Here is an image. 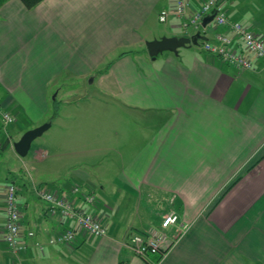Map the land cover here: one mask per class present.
I'll return each mask as SVG.
<instances>
[{"label": "crops", "instance_id": "0c3cea01", "mask_svg": "<svg viewBox=\"0 0 264 264\" xmlns=\"http://www.w3.org/2000/svg\"><path fill=\"white\" fill-rule=\"evenodd\" d=\"M162 1L43 0L28 9L20 0H8L0 7V104L16 116L7 128L0 120L7 133L0 150L10 147L17 155L13 143L42 124L29 111L47 113L45 91L23 81L24 72H51L58 65L75 74L105 72L100 77L108 83L106 76L112 77L109 88L116 98L146 117L139 120V137H132L139 149L130 151V163L110 176L75 168L70 161H60L56 172L39 168L34 163L51 156L47 146L48 151L34 153L36 162L24 156L16 158L19 167L5 168L6 181L0 179V264H154L155 255L143 259L124 241L133 231L159 224L171 210L186 228L159 264H264V60L255 58L253 68L240 70L203 50L202 42L153 59L145 46L149 33L142 36L138 29L165 8L163 3L157 9ZM169 1L172 5L176 0ZM201 1L191 0L192 9ZM224 7L230 19L264 38V5L254 11L231 0ZM173 20L179 26L180 20ZM217 33L229 30L210 26L203 35L214 40ZM74 38L86 40L90 53L76 59L54 55L52 45L55 50L58 41ZM236 42L242 49L241 41ZM138 44L142 49L131 48ZM124 46L126 51L120 52ZM109 59L113 62L105 67ZM47 122L52 127L55 119ZM9 182L17 184L22 203L27 249L19 254L10 252L4 240ZM75 184L95 196L92 203H76L99 215L107 234L49 244V237L71 222L50 215L33 186L67 189Z\"/></svg>", "mask_w": 264, "mask_h": 264}, {"label": "rangeland", "instance_id": "374dc122", "mask_svg": "<svg viewBox=\"0 0 264 264\" xmlns=\"http://www.w3.org/2000/svg\"><path fill=\"white\" fill-rule=\"evenodd\" d=\"M237 1L241 2L245 8L249 7L254 11H257L260 5L261 8L264 5L260 0ZM169 2V0L167 3L166 0L162 1L157 9H160L163 3H165L163 7L169 8ZM223 2L230 4L231 0H223ZM158 13L159 10L151 14L146 27L138 29L142 36L149 33L147 40L172 33L179 35L194 32L192 27L184 30L181 26H176L174 18L168 22L160 21ZM77 39L79 38L69 39L64 43L58 41L55 50L52 45L54 55H58L60 58L63 56L62 53H66L76 59L90 53L91 46L86 43V40ZM142 46V44H138L131 48L140 50ZM126 49L124 46L119 51H126ZM112 62L113 60L109 59L105 67L110 66ZM101 73L105 72L75 74L63 69L60 65L51 72H24L22 80L31 82L30 87L33 90L45 91V103L48 106L44 116L37 109L36 111L32 109L28 114L36 123L43 124L49 119H55L52 127L33 140L31 149L25 158H31L36 162L34 153L38 149L47 150V146L52 149L51 156L41 161L40 164L34 163L39 168L43 167L49 169L48 171L56 172L57 168L63 165L60 161H70L69 163L75 168H86L98 173L109 172V176L119 172L130 163L129 152L135 148L139 149V143L133 141L132 137H139L140 130L143 129L139 120L141 118L145 120L146 117L132 111L130 106H125L120 99H117L113 90L109 88V86L113 87L112 77L106 76L109 84L106 78L100 77ZM34 94L37 95L38 91H34ZM58 113H60V117H57ZM24 118L22 117L20 122L22 121L21 123L27 126ZM2 127L0 128V140L5 142L7 133ZM16 154L10 147L0 150V179H2L5 168L13 165L16 168V165L17 167L22 165L21 162H16V158L23 159L24 156ZM2 181H6L5 176ZM2 185L4 186V184ZM248 262L252 264L253 261Z\"/></svg>", "mask_w": 264, "mask_h": 264}, {"label": "built area", "instance_id": "2783aa9c", "mask_svg": "<svg viewBox=\"0 0 264 264\" xmlns=\"http://www.w3.org/2000/svg\"><path fill=\"white\" fill-rule=\"evenodd\" d=\"M215 13L214 18L206 26L202 25L205 16ZM172 18L180 20L182 29L194 28V32L205 34L210 26L215 28L226 26L228 33H217L214 40H201L203 49L221 61L240 70L253 68L255 58L264 60V38L251 30L247 25L228 17L223 0H202L198 8L192 9L191 0H176L169 8L159 12V19L168 22ZM192 33V34H193ZM191 35V34H185ZM236 38L241 41L242 49L237 45ZM0 120L7 128L15 122L16 116L3 108L0 104ZM35 194L47 202L50 215L67 218L71 225L62 232L51 235L49 244H71L80 237L104 236L107 226L101 217L79 206L76 201L92 203L95 196L82 191L80 185L75 184L67 189L51 188L46 185L33 186ZM6 222L4 226V240L8 250L19 254L27 249L22 233V203L19 198L18 186L14 182L7 183L5 194ZM179 214L175 210L166 213L159 224H152L142 231H133L124 241V245L143 259L152 255L158 256L154 264H159L169 248L181 235L182 229ZM175 234H171V230ZM29 236H35L34 230H29ZM41 249L40 242L36 243Z\"/></svg>", "mask_w": 264, "mask_h": 264}, {"label": "water", "instance_id": "95a60500", "mask_svg": "<svg viewBox=\"0 0 264 264\" xmlns=\"http://www.w3.org/2000/svg\"><path fill=\"white\" fill-rule=\"evenodd\" d=\"M215 13L204 17L202 25L206 26L213 20ZM206 37L199 31L191 35H164L160 38H154L146 41L147 50L150 56L155 59L158 54L164 51H172L178 53L179 48L187 47L191 45H200L201 40H205ZM51 122H45L36 127L26 130L21 138L13 143L15 151L20 156H26L31 149L32 142L35 138L42 135L48 128H50Z\"/></svg>", "mask_w": 264, "mask_h": 264}, {"label": "trees", "instance_id": "16d2710c", "mask_svg": "<svg viewBox=\"0 0 264 264\" xmlns=\"http://www.w3.org/2000/svg\"><path fill=\"white\" fill-rule=\"evenodd\" d=\"M7 1L8 0H0V7ZM20 1L25 5V7H27L28 9H32V8L36 7L39 3H41L43 0H20ZM237 181H238V179L234 182V184ZM156 258L158 259V256H156ZM120 264H124V263H120Z\"/></svg>", "mask_w": 264, "mask_h": 264}]
</instances>
